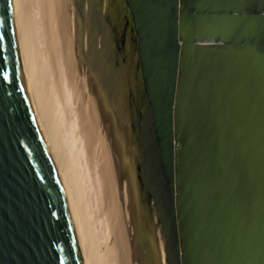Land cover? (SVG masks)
Masks as SVG:
<instances>
[{
  "label": "water",
  "instance_id": "95a60500",
  "mask_svg": "<svg viewBox=\"0 0 264 264\" xmlns=\"http://www.w3.org/2000/svg\"><path fill=\"white\" fill-rule=\"evenodd\" d=\"M120 1L154 249L160 232L167 264H264V0ZM0 37V264H80L9 0Z\"/></svg>",
  "mask_w": 264,
  "mask_h": 264
},
{
  "label": "bare ground",
  "instance_id": "6f19581e",
  "mask_svg": "<svg viewBox=\"0 0 264 264\" xmlns=\"http://www.w3.org/2000/svg\"><path fill=\"white\" fill-rule=\"evenodd\" d=\"M29 101L80 264H167L148 232L132 116L134 35L120 0H9ZM128 117V118H127Z\"/></svg>",
  "mask_w": 264,
  "mask_h": 264
},
{
  "label": "snow or ice",
  "instance_id": "6c2138e0",
  "mask_svg": "<svg viewBox=\"0 0 264 264\" xmlns=\"http://www.w3.org/2000/svg\"><path fill=\"white\" fill-rule=\"evenodd\" d=\"M0 39H2V37H0Z\"/></svg>",
  "mask_w": 264,
  "mask_h": 264
}]
</instances>
